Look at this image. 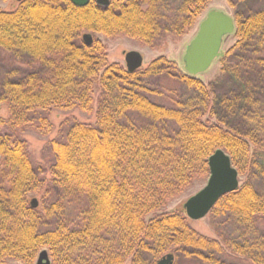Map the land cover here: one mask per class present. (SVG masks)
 Here are the masks:
<instances>
[{
	"label": "trees",
	"instance_id": "1",
	"mask_svg": "<svg viewBox=\"0 0 264 264\" xmlns=\"http://www.w3.org/2000/svg\"><path fill=\"white\" fill-rule=\"evenodd\" d=\"M170 1L121 7L113 0L104 8L92 1L79 7L72 0H19L14 11L0 8V50L27 59L29 67L0 81V106L9 115L0 116V264H33L43 250L51 264H157L169 253L200 264H225L219 255L264 264V192L255 186L256 174L264 177L257 160L264 151L257 140L264 135V99L250 93V82L241 84L237 100L246 110L239 115L249 125L243 136L219 120L213 83L190 75L184 63L183 71L160 57L129 72L110 61L100 40H83L85 34L127 36L154 46L162 33L183 35L209 0H184L168 16ZM235 18L237 42L218 59L222 70L248 71L247 55L254 54L261 55L264 74L258 50L264 10ZM232 87L229 82L226 91ZM229 101L226 112L235 102L229 107ZM52 106L94 113L95 123L74 122L48 143L54 162L35 164L19 131L50 134L44 113ZM218 150L246 177L210 212L236 236L223 241L195 230L184 204L163 211L209 178V158ZM32 193L41 195L38 208L31 206Z\"/></svg>",
	"mask_w": 264,
	"mask_h": 264
},
{
	"label": "rangeland",
	"instance_id": "2",
	"mask_svg": "<svg viewBox=\"0 0 264 264\" xmlns=\"http://www.w3.org/2000/svg\"><path fill=\"white\" fill-rule=\"evenodd\" d=\"M95 1L96 0H92V2ZM183 1L184 0H171L167 15L169 16V12L170 15L178 12ZM18 5L19 0H0V8L7 11H14L18 8ZM142 8L143 10H147L149 8L148 2H143ZM210 10H220L229 16H234L238 12L244 14L245 16H252L264 10V0H209L204 7L200 8V14L195 19L194 24L183 35L178 36L175 34L162 33L158 36V38L155 39L156 42L154 43V46L144 45L141 42L127 36H120L116 38H107L100 34H92V36L93 40L94 38L98 39L107 47L110 61L119 64L123 68H127L125 62V52L138 51L144 57L143 66L145 67L155 59L165 57L168 60L175 62L181 68V70L184 71L183 57L185 55L186 47L197 35L201 21L206 18ZM236 42L237 38H235V36L228 37L222 45L223 51L227 52L232 49ZM252 50L254 51L255 48H252ZM258 50L264 53V46L262 49L258 48ZM239 55V58H243L245 56L241 54ZM247 56L250 58L247 60L253 61L252 68H250L248 71L246 68H242L241 74H237L235 72L232 74L225 73L226 71L222 70L223 67L221 63L218 61V59H216L207 72L198 76L199 79H201L207 85L210 83H213L212 85H214V88L212 87L215 105L214 109L216 110L219 120L224 124V126L230 127L232 130H235L237 133L243 136L249 135V125L244 119L240 118L241 116L239 115L242 114L244 110H246L242 101L237 100L239 99V95L242 90L241 84L244 81L250 82V85H252L251 90L249 89L250 93L255 92V94L257 93L258 96H261L264 99V74H262V70L259 66V58H261V55L256 56L254 54H248ZM28 68L27 59H17L11 53L5 50H0V81L6 74L13 75L14 70L17 73V71H25ZM18 74H21V72ZM14 76L17 77L18 75L15 74ZM229 82L233 83V90L226 91V86ZM153 84H150V86ZM149 97L152 100H156L155 96L151 95ZM233 100H235V102L232 106V110L230 109V111L226 112L224 110V108L227 106L226 102L229 101L228 106L230 107L229 104L232 105ZM44 114L48 115L50 123L53 127L50 134H44L43 132L31 127L19 132L21 137L28 142L29 152L33 162L35 164L49 166L54 162V156L48 147V143L53 139H59L61 136H63V133L66 131V129L74 122L94 124L95 114H87L76 107L66 108L58 106H52ZM0 116L3 118H8V107L6 105L0 106ZM257 140L264 142V135ZM258 153L257 160L260 167L263 168L264 151H259ZM256 176L255 186L257 190L262 193L264 192V177H262L260 173L256 174ZM239 180L240 185H242V183L246 180V177L240 175ZM207 181L208 178L195 182L183 195L169 202L163 211L170 212L183 205L190 197L194 196L201 189H203L207 184ZM40 197V194L32 193L28 198L29 201L36 198L39 202H41ZM191 226L199 233L221 241L228 238L229 236L236 237L234 233L231 232L229 224H224L223 220L214 219L212 216H210V214L201 220H192ZM39 255L33 264H37ZM174 256L176 259L175 264H200L191 258L184 257L183 255L179 256L175 254ZM218 259L225 264H248L245 259L238 260V257L231 255H219ZM4 264L25 263L8 259L4 262Z\"/></svg>",
	"mask_w": 264,
	"mask_h": 264
},
{
	"label": "water",
	"instance_id": "3",
	"mask_svg": "<svg viewBox=\"0 0 264 264\" xmlns=\"http://www.w3.org/2000/svg\"><path fill=\"white\" fill-rule=\"evenodd\" d=\"M76 6L85 7L91 0H72ZM96 4L107 8L110 0H96ZM235 31L234 20L222 11H211L201 23L195 38L188 44L183 57L186 71L193 76L207 72L213 62L223 57V40ZM83 40L88 45L93 43V36L85 34ZM126 67L129 72L142 68L144 57L138 51L125 52ZM210 176L207 184L197 194L184 203L189 219L198 221L210 214L217 202L225 195L236 192L240 187V175L233 166L230 156L224 150L216 151L209 158ZM31 206L38 208L39 201L34 198ZM37 264H51L49 253L43 250ZM157 264H175V256L167 254Z\"/></svg>",
	"mask_w": 264,
	"mask_h": 264
},
{
	"label": "flooded vegetation",
	"instance_id": "4",
	"mask_svg": "<svg viewBox=\"0 0 264 264\" xmlns=\"http://www.w3.org/2000/svg\"><path fill=\"white\" fill-rule=\"evenodd\" d=\"M92 1V0H91ZM113 0H110V2H112ZM130 1H135V0H117V2H118V4L121 6V7H123L124 5H126L128 2H130ZM143 2H145V1H143ZM143 2L141 3V2H139L140 4H141V7H142V4H143ZM95 3H96V1H95ZM111 5V4H110ZM143 9V8H142ZM211 11H213V10H210V12ZM217 11H220V10H217ZM210 12H208V14L210 13ZM223 12V11H222ZM225 13V12H224ZM207 14V15H208ZM228 15V14H227ZM235 16L236 15H234V16H231L232 17V19L234 20V24H235V30H236V18H235ZM207 17V16H206ZM205 19V18H204ZM204 20H202L201 21V23L203 22ZM201 23H200V25H201ZM199 28H200V26H199ZM199 31V30H198ZM198 33V32H197ZM234 33H235V31H234ZM234 33L233 34H231V35H229V36H227V37H225V39L223 40V43L226 41V39L228 38V37H230V36H234ZM188 46V45H187ZM219 59V58H218Z\"/></svg>",
	"mask_w": 264,
	"mask_h": 264
}]
</instances>
